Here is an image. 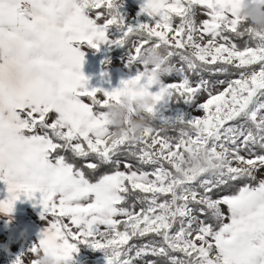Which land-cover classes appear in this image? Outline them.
<instances>
[{
  "label": "snow or ice",
  "instance_id": "obj_1",
  "mask_svg": "<svg viewBox=\"0 0 264 264\" xmlns=\"http://www.w3.org/2000/svg\"><path fill=\"white\" fill-rule=\"evenodd\" d=\"M244 3L264 0H146L141 15L153 23L130 27L120 0H0V215L24 196L47 225L16 264L49 250L75 264L81 244L107 264H264V180L249 183L264 169V30L244 20ZM114 25L123 38L110 41ZM109 43L128 47L139 74L110 92L89 89L83 48ZM152 47L166 50V77L182 81L151 74L143 55ZM137 85L154 118L166 97L206 94L204 115L181 121L176 137L156 127L142 139L118 134L107 111ZM185 153L223 161L221 171L182 172Z\"/></svg>",
  "mask_w": 264,
  "mask_h": 264
},
{
  "label": "rangeland",
  "instance_id": "obj_2",
  "mask_svg": "<svg viewBox=\"0 0 264 264\" xmlns=\"http://www.w3.org/2000/svg\"><path fill=\"white\" fill-rule=\"evenodd\" d=\"M120 3L122 4V7L119 8V12L124 17L126 26L136 27L140 23H153L151 18L146 15H141V9H128L124 6L125 3L123 0L120 1ZM201 19H203L202 16L197 17L198 21ZM115 27L117 29L109 28V32L112 35L114 41L119 40L117 39V34H123L118 26ZM113 45L115 44L113 43ZM127 51L128 54L126 56H129L130 51L128 48ZM177 66H180L179 63ZM182 79V76L172 75L164 77L162 82L164 81L165 84H167L169 82L182 81ZM222 90L223 86H219L215 89L216 92ZM207 98L208 97L206 94L200 95L197 103H186L182 98L183 102L186 103L185 108L179 106H177L175 109L168 108V110H164L157 114L156 118L163 123H181V121L186 123L189 122V118L193 120L194 118L202 117L204 113L199 109L198 104L206 102ZM242 154L247 156L246 153ZM121 170H125L123 165H121ZM7 198L8 193L0 194V201H4ZM26 209L28 210L25 212ZM42 211L43 208L39 206L38 200L30 201L27 199V197L22 196L21 199L16 202L15 209L11 215H0V249L7 250V253L9 254V262L16 264L18 257H22L29 251V249L38 244L39 240L41 239V233L47 226L45 221L41 219ZM130 243L133 242L131 241ZM86 246L93 249L89 245ZM78 248V253L74 254L75 264H82L88 260L91 261V264H107V259L103 251H99L100 255H89L85 249L81 248L80 246H78ZM32 259V256H27L26 264H30ZM138 264H144V262H138Z\"/></svg>",
  "mask_w": 264,
  "mask_h": 264
},
{
  "label": "clouds",
  "instance_id": "obj_3",
  "mask_svg": "<svg viewBox=\"0 0 264 264\" xmlns=\"http://www.w3.org/2000/svg\"><path fill=\"white\" fill-rule=\"evenodd\" d=\"M31 5L25 4L24 8ZM243 18L258 28L264 30V5L244 3L242 7ZM143 61L152 70L151 74L157 80L163 79L173 69L169 65V57L166 50L152 47L143 55ZM136 95L126 94L121 97L119 103H112L107 111L108 125L118 134L127 132L130 138L142 139L148 132L154 129L155 119L148 108L151 105L150 98L143 96L142 85L135 86ZM177 163L181 165L182 172L197 171L215 176L221 171L223 161L210 159L205 154L199 156L195 153H185L177 158ZM61 252L49 250L47 253L39 255L36 264H65Z\"/></svg>",
  "mask_w": 264,
  "mask_h": 264
},
{
  "label": "crops",
  "instance_id": "obj_4",
  "mask_svg": "<svg viewBox=\"0 0 264 264\" xmlns=\"http://www.w3.org/2000/svg\"><path fill=\"white\" fill-rule=\"evenodd\" d=\"M123 2L126 4H124V6L128 9H141L142 4L146 3V0H123ZM108 39L110 41H114L110 33H108ZM110 44L113 43L103 44L100 46V49L103 51ZM83 51L85 52V63L82 70L83 74L88 79L89 89H103L104 91L110 92L114 89L120 88L122 86L121 81L132 79L139 74V69H137L135 66H128L129 56L124 58H113V60L108 65L101 66L100 58L93 50L88 47H84ZM163 83L165 82L163 81ZM149 91H151L153 94H156L160 91V86H153L149 89ZM100 98L103 99L102 96ZM169 100L170 97H166L160 102V104L157 105V114L164 110H168ZM85 102L88 103L90 101L85 98ZM256 177L258 181L264 180V169H261ZM1 193H8L7 186L3 182H0V194ZM28 209H26L25 212Z\"/></svg>",
  "mask_w": 264,
  "mask_h": 264
},
{
  "label": "trees",
  "instance_id": "obj_5",
  "mask_svg": "<svg viewBox=\"0 0 264 264\" xmlns=\"http://www.w3.org/2000/svg\"><path fill=\"white\" fill-rule=\"evenodd\" d=\"M120 1H122V0H120ZM110 28L111 29H117L115 26H111ZM108 33H110L109 30H108ZM122 36H123L122 33L117 34V39L120 40L122 38ZM236 42L239 45L243 46L244 40H238ZM127 48H128L127 46L118 47V46H115L113 44H110L103 51L100 48H99V50L92 49V48H90V49L93 50L99 56L100 65L101 66H106L112 61L113 58H123V57H125L128 54ZM175 62L177 64L179 63L178 61H175ZM205 78L209 79L211 81H215V80L229 79V78H235V77L234 76L233 77H228V76H222V75L209 76L206 73L205 74ZM192 79H193V81H195L196 79H198V77L193 76ZM177 106L185 108L186 107V103L183 102L182 98L179 97V96L170 97L169 109H175ZM153 125L157 129H160V128L169 129L167 134L169 136H173V137L178 136L179 129L182 126L181 123H163L160 120H158L156 117L153 120ZM129 162L133 163L134 165L136 164L135 160H131ZM101 171H105L106 172V171H109V169L105 168V169H102ZM258 182L259 181H258L257 177H256V181H249V183H253V184H256ZM243 183L244 182H240L241 186H242ZM235 191H236V188L233 187L232 189L226 190L223 194H228L229 192H235ZM132 242L137 244V245H140V244H143V243H147L148 239L146 238L144 240H134ZM79 246L81 248L85 249V251L88 252L89 255H91V254L100 255L99 251L87 247L86 244H81ZM145 259L146 260H157V264H167V261L165 259H160V258L151 257V256L146 257ZM139 262H144V261L142 260V261H139ZM5 263L6 264H13L12 262H9V254L7 253V250L0 249V264H5ZM82 264H91V261L88 260V261H86L85 263H82Z\"/></svg>",
  "mask_w": 264,
  "mask_h": 264
},
{
  "label": "built area",
  "instance_id": "obj_6",
  "mask_svg": "<svg viewBox=\"0 0 264 264\" xmlns=\"http://www.w3.org/2000/svg\"><path fill=\"white\" fill-rule=\"evenodd\" d=\"M192 119L189 118V121H191ZM258 174V172L256 173V175Z\"/></svg>",
  "mask_w": 264,
  "mask_h": 264
}]
</instances>
